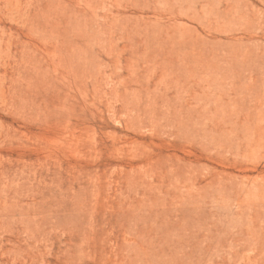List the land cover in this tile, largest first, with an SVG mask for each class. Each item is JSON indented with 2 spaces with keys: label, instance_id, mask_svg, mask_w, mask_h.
I'll use <instances>...</instances> for the list:
<instances>
[{
  "label": "rangeland",
  "instance_id": "rangeland-1",
  "mask_svg": "<svg viewBox=\"0 0 264 264\" xmlns=\"http://www.w3.org/2000/svg\"><path fill=\"white\" fill-rule=\"evenodd\" d=\"M0 264H264V0H0Z\"/></svg>",
  "mask_w": 264,
  "mask_h": 264
}]
</instances>
